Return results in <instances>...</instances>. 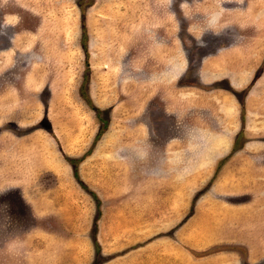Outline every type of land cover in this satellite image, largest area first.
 <instances>
[{
	"label": "rangeland",
	"instance_id": "1",
	"mask_svg": "<svg viewBox=\"0 0 264 264\" xmlns=\"http://www.w3.org/2000/svg\"><path fill=\"white\" fill-rule=\"evenodd\" d=\"M0 264H264V0H0Z\"/></svg>",
	"mask_w": 264,
	"mask_h": 264
},
{
	"label": "trees",
	"instance_id": "2",
	"mask_svg": "<svg viewBox=\"0 0 264 264\" xmlns=\"http://www.w3.org/2000/svg\"><path fill=\"white\" fill-rule=\"evenodd\" d=\"M76 172V171H75ZM76 174V173H75Z\"/></svg>",
	"mask_w": 264,
	"mask_h": 264
}]
</instances>
